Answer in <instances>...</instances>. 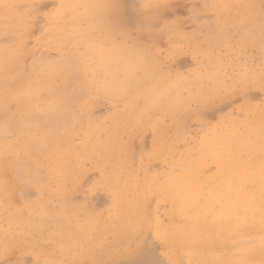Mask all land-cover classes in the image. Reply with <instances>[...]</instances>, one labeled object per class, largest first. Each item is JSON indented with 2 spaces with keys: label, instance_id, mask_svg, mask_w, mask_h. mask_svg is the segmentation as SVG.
Masks as SVG:
<instances>
[{
  "label": "rangeland",
  "instance_id": "obj_1",
  "mask_svg": "<svg viewBox=\"0 0 264 264\" xmlns=\"http://www.w3.org/2000/svg\"><path fill=\"white\" fill-rule=\"evenodd\" d=\"M62 6L0 0V264L252 262L258 228L196 246L164 185L181 157L262 126L264 0Z\"/></svg>",
  "mask_w": 264,
  "mask_h": 264
},
{
  "label": "bare ground",
  "instance_id": "obj_2",
  "mask_svg": "<svg viewBox=\"0 0 264 264\" xmlns=\"http://www.w3.org/2000/svg\"><path fill=\"white\" fill-rule=\"evenodd\" d=\"M66 1L70 3V8H75L80 3L85 5L87 11H90V6L96 0H61L60 13L66 10L62 6ZM2 12L7 14V11L2 10ZM69 23L65 22V24ZM79 27L78 23L73 24L74 31L64 34V40L60 41L61 45L65 41L75 40ZM1 62L2 58H0ZM116 62L117 72L124 71L127 73L128 80L138 82V77L135 79L133 71L141 68V63L127 62L123 58H119ZM235 145L236 151L231 150V145L219 138L215 143H209L195 152L192 157H181L179 160L181 170L178 173L174 172L167 180L168 183L164 185L166 194L174 203V211L193 222L194 228L189 236L196 246L199 244L203 246L205 241H211L212 247L228 249L230 242L220 238L223 228L226 230L229 228L232 232L233 229L242 226V229L247 232L254 227L258 228L256 235L264 234V196L262 195L264 192V122L259 128L252 124L248 132L236 136ZM246 150H253L254 156L243 158L242 152ZM206 157H211V161L217 164V169L212 174L204 173L203 164ZM202 196L206 197L205 200L200 199ZM214 203H219L218 210L213 209ZM209 217L212 218V223L208 222ZM258 248V246L253 247L250 254L254 260L249 264H264V248L262 250ZM230 263L239 264L234 259ZM243 264L247 263L243 262Z\"/></svg>",
  "mask_w": 264,
  "mask_h": 264
}]
</instances>
